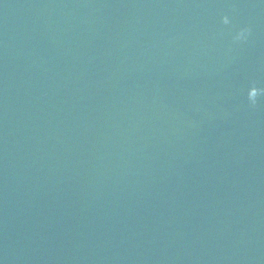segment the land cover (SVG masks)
I'll use <instances>...</instances> for the list:
<instances>
[{"label": "water", "instance_id": "95a60500", "mask_svg": "<svg viewBox=\"0 0 264 264\" xmlns=\"http://www.w3.org/2000/svg\"><path fill=\"white\" fill-rule=\"evenodd\" d=\"M0 264H264V0H0Z\"/></svg>", "mask_w": 264, "mask_h": 264}]
</instances>
